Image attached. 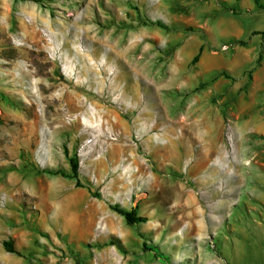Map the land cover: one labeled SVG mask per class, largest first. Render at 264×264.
Segmentation results:
<instances>
[{"label": "rangeland", "instance_id": "rangeland-1", "mask_svg": "<svg viewBox=\"0 0 264 264\" xmlns=\"http://www.w3.org/2000/svg\"><path fill=\"white\" fill-rule=\"evenodd\" d=\"M262 31L254 0H0V264H264ZM75 155L82 187L37 174Z\"/></svg>", "mask_w": 264, "mask_h": 264}, {"label": "trees", "instance_id": "trees-1", "mask_svg": "<svg viewBox=\"0 0 264 264\" xmlns=\"http://www.w3.org/2000/svg\"><path fill=\"white\" fill-rule=\"evenodd\" d=\"M255 6L264 11V3H262V0H254ZM253 35H261L264 39V31L262 32H255ZM239 44L241 46H245L247 43L244 41H239ZM200 58V53H198L194 59L193 62H197ZM261 60V56L259 57L257 63H259ZM223 76H227L226 74H222ZM227 78H229L227 76ZM69 165H70V173H66L64 171H51V170H37V174H48V175H61L64 178H68L71 180H74L76 182L77 187H82V184L79 180V159L75 155L69 159ZM97 197H100V195H96ZM113 211L118 213L120 216H122L128 226H136L147 222V218L141 217L138 215L136 209H132L130 211L124 210L120 208L118 205L111 207ZM4 247L6 251L10 254H18L17 251L14 249L12 242H4Z\"/></svg>", "mask_w": 264, "mask_h": 264}, {"label": "crops", "instance_id": "crops-1", "mask_svg": "<svg viewBox=\"0 0 264 264\" xmlns=\"http://www.w3.org/2000/svg\"><path fill=\"white\" fill-rule=\"evenodd\" d=\"M211 264H226L223 260L215 258L213 255L210 258Z\"/></svg>", "mask_w": 264, "mask_h": 264}]
</instances>
